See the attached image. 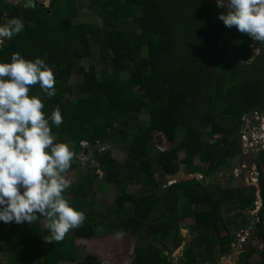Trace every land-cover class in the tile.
<instances>
[{"label":"trees","instance_id":"trees-1","mask_svg":"<svg viewBox=\"0 0 264 264\" xmlns=\"http://www.w3.org/2000/svg\"><path fill=\"white\" fill-rule=\"evenodd\" d=\"M35 2L0 0V24L11 18L24 23L21 33L0 45V63L19 52L53 69L56 95L48 98L38 85L30 94L41 97L46 115L61 109L63 124L51 127L55 142L75 153L68 175L77 173L64 196L86 219L53 243L44 242V217L32 224L0 221L2 255L12 264H104L85 255L77 240L128 233L139 238L132 264H175L173 253L185 241L181 224L193 220L180 264L215 263L249 227L253 235L238 264H254V256L264 264V149L250 160L258 188L225 189L217 178L241 156L247 114H264V57L259 65L242 60L254 41L224 25L218 17L226 9L216 0H87L97 23L78 21V0ZM96 52L101 60L84 65ZM75 77L81 80L73 83ZM160 133L169 150L155 147ZM98 145L107 148L95 150L89 166L82 163ZM115 145L130 148L124 164L108 149ZM157 167L174 178L184 167L193 178L156 189ZM100 185L120 195L98 211L90 200ZM132 188L139 190L132 194ZM257 192L261 206L251 217L246 213L257 208Z\"/></svg>","mask_w":264,"mask_h":264},{"label":"clouds","instance_id":"clouds-1","mask_svg":"<svg viewBox=\"0 0 264 264\" xmlns=\"http://www.w3.org/2000/svg\"><path fill=\"white\" fill-rule=\"evenodd\" d=\"M216 3L226 9L218 17L226 27L264 44V0ZM23 30L20 18L0 24V45ZM55 83L54 71L43 59H25L16 52L10 63H0V221L32 224L44 217L49 232L43 237L45 243L62 242L86 219L64 196L71 187L68 172L75 153L67 144L55 142L51 125L63 124L61 109L46 115L41 97L30 94L38 85L52 98ZM249 125L246 132L250 134L254 126Z\"/></svg>","mask_w":264,"mask_h":264},{"label":"rangeland","instance_id":"rangeland-1","mask_svg":"<svg viewBox=\"0 0 264 264\" xmlns=\"http://www.w3.org/2000/svg\"><path fill=\"white\" fill-rule=\"evenodd\" d=\"M10 2H13V0H8ZM79 6H80V17L78 18L79 22H92L97 23L101 20L99 17L93 12V10L89 7V2L87 0H78ZM255 48L254 46L251 48L252 50ZM256 52H259L256 50ZM101 60L98 53L96 52L95 57L92 60L86 61L84 65L89 66L92 63H97ZM245 64H248L251 62V59L249 57H246L242 59ZM228 62H232L233 59L228 57ZM101 69V67H100ZM81 79L79 77H75L73 79V83L79 82ZM147 118L146 115H141L140 119L145 120ZM261 125L264 126V116L261 114ZM253 119L251 120V122ZM249 122V123H251ZM248 123V124H249ZM263 123V124H262ZM180 139V137H179ZM155 147L158 148L160 151L169 150L172 145L168 144L167 142H163L162 144H159V141L155 139L154 141ZM112 151L113 158H115L120 164H124L128 158L129 150L130 148L127 146H112L108 148ZM246 151V150H245ZM247 152V151H246ZM245 153V152H244ZM248 153V152H247ZM258 153L254 151L253 156H257ZM91 154L88 156H83L81 161L84 164H88L91 160ZM247 157V156H246ZM248 158H243L245 162H240L239 159H235L232 161L233 167L231 170H227V168H222L217 173V178L220 180V185L222 188H238V187H255L258 188V182L256 177V166L253 165L251 168V165L249 163V160H251L253 157L248 156ZM86 166V168L88 167ZM91 168L95 169L97 165H90ZM204 168H206L205 165H203ZM89 168V167H88ZM90 169V168H89ZM103 174H101V178L103 179ZM190 178H193L192 176H187L184 174V167L181 168L180 174L175 178L176 182H182L185 180H188ZM196 178L199 181H203V178L201 176H196ZM235 178L236 180L232 182L231 180ZM68 179L71 180V184H73L77 180V173H72L68 175ZM101 183L104 184V180H101ZM173 183L168 184V186L173 185ZM139 190V188H132L130 190V193H136ZM96 196L91 197V203L94 204L96 210H101L102 208L109 207L108 205H113L118 196L120 195V192L116 188H107L105 186L101 187V185L96 190ZM257 200H258V207L255 209V211H249L246 213V215H250L251 217L254 216V213L259 211L260 209V197L259 192H257ZM234 213H229L227 211L224 212V215L227 219L232 218ZM47 221L43 220V225L46 227ZM193 220H187L186 222H183L181 224L182 230L181 233L184 237V243L181 247L178 249H175L173 253V259L175 264H180V257L182 256L183 250L185 248V245L190 242L192 239V234L190 233L189 226L193 225ZM252 230L251 227H249L248 231L250 232ZM74 229L69 232V234H73ZM253 235V232L251 233ZM139 238L134 237L133 235L128 233H121L119 236L117 235H111L107 234L102 237H95L92 239H78L77 244L81 248L82 252L86 254H92L100 258L101 261H103L104 264H132V261L134 259V252L137 245ZM242 244V243H241ZM238 242L234 244L233 250L229 256L222 257L218 256L216 260V264H238L239 258L241 256V249L242 245ZM256 245L260 248H262L261 242L256 240ZM260 261V258L258 256H254L252 259V262L254 264H257V262ZM0 262L2 264H12L11 259L6 256L2 255L0 252ZM63 264H71V263H63Z\"/></svg>","mask_w":264,"mask_h":264},{"label":"built area","instance_id":"built-area-1","mask_svg":"<svg viewBox=\"0 0 264 264\" xmlns=\"http://www.w3.org/2000/svg\"><path fill=\"white\" fill-rule=\"evenodd\" d=\"M255 115H256L257 121H259L260 123L257 125V127H254L252 130H250L251 131L250 134L247 133L246 131H244L242 133V140H243V146L245 148L244 150H246L247 152L251 150L252 153H254V151L256 153H259L261 150L264 149V126L261 125V118H260L261 114L256 113ZM262 115L264 116V114H262ZM256 177H257V175H256ZM258 204H257V207H258ZM251 233H252V230L250 232L248 230H246V232L244 234L239 233L237 236V239H238L237 242L239 244L242 243L241 245H243V243L246 241V239L251 236ZM233 246H234V244H233ZM231 252L227 255H221V258L225 257V256H229L231 254ZM242 252H243V250L241 249V253ZM213 264H216V262Z\"/></svg>","mask_w":264,"mask_h":264},{"label":"flooded vegetation","instance_id":"flooded-vegetation-1","mask_svg":"<svg viewBox=\"0 0 264 264\" xmlns=\"http://www.w3.org/2000/svg\"><path fill=\"white\" fill-rule=\"evenodd\" d=\"M30 1H32V0H20V2L19 3H15V4H21V5H28L29 3H30ZM35 1V0H34ZM37 5V3L35 4V6ZM254 44H255V48L252 50V53H251V55H249V59H251V61H255L256 63H257V65H259V64H261V63H263V61H262V57H264V44H261V43H259V42H254ZM254 44L251 46V48L254 46ZM256 50L257 51H259V52H256ZM253 119V121L251 122L250 120H252ZM252 119H251V117L249 118V121L251 122V124H253V126L254 127H257V125L260 123L259 121H257V119H256V115H253L252 116ZM247 128L249 129V128H251L250 127V125L247 123V124H244L242 127H241V130H240V132H244V131H246L247 130ZM253 155V153H252V151L250 150V151H248V153L247 152H245L244 153V149H243V151L241 152V156L239 157V161L240 162H245L244 160H243V158H248L249 159V157L248 156H252ZM247 156V157H246ZM249 162H250V160H249ZM251 165V168L253 167V165H255L254 163H252V164H250Z\"/></svg>","mask_w":264,"mask_h":264},{"label":"water","instance_id":"water-1","mask_svg":"<svg viewBox=\"0 0 264 264\" xmlns=\"http://www.w3.org/2000/svg\"><path fill=\"white\" fill-rule=\"evenodd\" d=\"M41 1H44V0H41ZM13 2H15V3H19L20 2V0H13ZM35 4H36V2L34 1V0H32V1H30V3L27 5V6H35ZM254 114L253 113H249V114H247V117L244 119L245 120V123H248V121H249V118L251 117V119H252V116H253ZM157 141H159V144H162L164 141H165V138L163 137V134H158L157 136H156V138H155ZM107 148V146L106 145H104V146H102V145H98L95 149H90V150H87L86 151V153H85V156H88V155H93L94 154V152H95V150H98V151H102V150H104V149H106ZM158 161V160H157ZM252 164V163H251ZM155 172H156V174L158 175V178H159V183H158V185L156 186V189L158 188V187H164L165 186V184L166 183H173L175 180V178L174 177H172V176H168V177H166V176H164L163 174H162V170L159 168V167H157L156 169H155ZM163 247V244H161L160 245V248H162ZM166 254H167V252H166Z\"/></svg>","mask_w":264,"mask_h":264},{"label":"crops","instance_id":"crops-1","mask_svg":"<svg viewBox=\"0 0 264 264\" xmlns=\"http://www.w3.org/2000/svg\"><path fill=\"white\" fill-rule=\"evenodd\" d=\"M250 121H251V120H250ZM250 121H249V122H250ZM131 236H132V234H131Z\"/></svg>","mask_w":264,"mask_h":264}]
</instances>
